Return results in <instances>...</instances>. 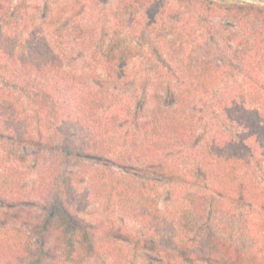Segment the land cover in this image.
I'll return each mask as SVG.
<instances>
[{
	"label": "trees",
	"instance_id": "16d2710c",
	"mask_svg": "<svg viewBox=\"0 0 264 264\" xmlns=\"http://www.w3.org/2000/svg\"><path fill=\"white\" fill-rule=\"evenodd\" d=\"M80 196L169 264H264V0H0V222L43 239L0 264H144Z\"/></svg>",
	"mask_w": 264,
	"mask_h": 264
},
{
	"label": "rangeland",
	"instance_id": "374dc122",
	"mask_svg": "<svg viewBox=\"0 0 264 264\" xmlns=\"http://www.w3.org/2000/svg\"><path fill=\"white\" fill-rule=\"evenodd\" d=\"M252 2V3H258V0H225V3H236V2ZM106 163L107 165H110L109 161L103 162ZM79 163L73 161L68 167L71 173L78 172V177H74V179H77L74 182L75 188L78 186L80 187L79 193L81 194V190L86 186V180L85 177L80 178V173L77 169H79L78 166ZM85 164H93V165H99L100 162L98 161H87ZM114 171H120L119 167H113L112 168ZM167 183H164L161 187L164 188ZM84 197L80 196L79 201H83ZM10 207V209L6 210L10 213H8V216L10 217V222L6 224V222H0V232L3 231L5 233V239L8 242H12L13 238H19V235L17 233V229L23 232H27V237L30 236V239L38 244L40 243L42 236L41 235H35L32 231L33 227L31 226L32 223L37 222L36 220H29L27 222H24L28 219L26 215H24L25 209H27L24 205H16L15 206H6ZM74 213L83 221H86L88 225L93 226L92 228L94 229V232H96V235L100 236V239L106 238L105 236L107 235L108 237H111L112 239L120 240L121 243L122 241L129 242L128 246L133 248L131 253L137 256H142L144 257L142 259H138V261L143 262L145 261L144 264H152V261H158L160 264H169L166 260L163 259L162 255L158 252V250L155 248L156 243L155 239H151V241L148 243H144V246H141L140 252L137 251L136 247L134 244L135 240L133 237L136 235H142L146 236V234L142 231V227H140L137 222L133 221L130 218H125L121 214V211L119 209H114L113 211L107 213L104 212L101 208L98 207V205H95L91 202H88L86 204V201L82 204H78L73 208ZM23 215V216H22ZM22 217V218H21ZM24 224V226L22 225ZM29 224V225H26ZM6 225V227H5ZM4 227V228H3ZM17 228V229H16ZM4 236V235H3ZM26 239V237H24ZM53 239V240H52ZM49 239L45 241L46 247H50L52 242L54 241V238ZM130 240V241H129ZM14 241V240H13ZM137 248H140V246H137ZM136 258L134 259V261ZM142 264V263H140ZM173 264V263H171ZM176 264V263H175ZM180 264V263H179Z\"/></svg>",
	"mask_w": 264,
	"mask_h": 264
}]
</instances>
